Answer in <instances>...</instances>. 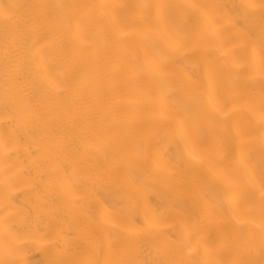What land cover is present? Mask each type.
Listing matches in <instances>:
<instances>
[{"label":"bare ground","instance_id":"1","mask_svg":"<svg viewBox=\"0 0 264 264\" xmlns=\"http://www.w3.org/2000/svg\"><path fill=\"white\" fill-rule=\"evenodd\" d=\"M262 3L0 0V264H264Z\"/></svg>","mask_w":264,"mask_h":264},{"label":"snow or ice","instance_id":"2","mask_svg":"<svg viewBox=\"0 0 264 264\" xmlns=\"http://www.w3.org/2000/svg\"><path fill=\"white\" fill-rule=\"evenodd\" d=\"M77 7L74 5H21V4H10V5H4L2 8H0V16H2L3 19V32H4V43H5V50L7 51V45H8V36L10 30H20L23 27L29 25V24H35L39 19H41L40 16H34L32 15L29 10L31 9H44L45 12L43 13V18H53L55 17L56 10L61 8H73ZM141 8H147L149 6L142 5L137 6ZM157 8L163 7V6H156ZM194 7V6H189ZM247 7L255 9L256 5H248ZM260 8L262 9V22H261V32H262V46H264V3L260 5ZM205 17L208 16V14L204 13ZM262 119H264V114H262ZM237 138H239V134H237ZM241 163L245 169L248 170L249 174V181L252 182L254 180V175L251 172V167L249 165L248 160L244 159L243 156L241 157ZM262 176V182H261V188L264 190V171L261 173ZM31 227V224H26L25 228ZM24 229H21L20 231H23ZM113 239H118V237L114 236ZM254 240V237L252 238ZM187 243V241H185ZM57 248H60V245H56ZM98 247V244L95 242H85L83 246H78V252L79 255L82 257L81 259H64L59 254L57 258L50 261V264H97V262L92 259L93 252ZM260 247L261 252L264 254V231L260 234ZM241 252H249L251 251L250 247L248 246V241H243L240 245ZM114 264H125V262L122 261H115ZM127 264H134V262L129 261ZM162 264H165V262H162ZM237 264H251L250 261L246 260H240L237 262Z\"/></svg>","mask_w":264,"mask_h":264}]
</instances>
